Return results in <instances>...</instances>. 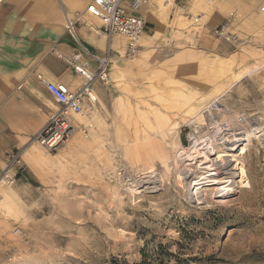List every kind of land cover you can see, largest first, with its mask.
I'll return each mask as SVG.
<instances>
[{
    "label": "rangeland",
    "instance_id": "374dc122",
    "mask_svg": "<svg viewBox=\"0 0 264 264\" xmlns=\"http://www.w3.org/2000/svg\"><path fill=\"white\" fill-rule=\"evenodd\" d=\"M177 1L188 19L134 87L56 151L36 144L31 186L0 187V264L136 263L160 244L169 264H264V0ZM239 131L234 190L194 189L202 152Z\"/></svg>",
    "mask_w": 264,
    "mask_h": 264
},
{
    "label": "crops",
    "instance_id": "0c3cea01",
    "mask_svg": "<svg viewBox=\"0 0 264 264\" xmlns=\"http://www.w3.org/2000/svg\"><path fill=\"white\" fill-rule=\"evenodd\" d=\"M174 1V2H172ZM191 3V0H188ZM92 0H2L0 2V157L7 151L25 148L23 167L13 186L37 180L35 165L43 152L30 139L48 122L58 108L46 90L47 82H63L78 90L84 77L74 65L86 63L93 71L99 63L87 50L99 57L110 52L108 84L97 80L93 88L101 110L107 109L123 89L134 87L141 79L143 66L158 49L162 35L168 36L185 23L190 6L177 0H152L141 10L146 30L136 56L126 57L127 38L108 40L99 21L85 13ZM173 3V4H172ZM82 12L80 15L77 13ZM66 13L73 20L74 32ZM161 29L159 37H153ZM138 75V77H136Z\"/></svg>",
    "mask_w": 264,
    "mask_h": 264
},
{
    "label": "built area",
    "instance_id": "2783aa9c",
    "mask_svg": "<svg viewBox=\"0 0 264 264\" xmlns=\"http://www.w3.org/2000/svg\"><path fill=\"white\" fill-rule=\"evenodd\" d=\"M152 0H92L86 10L101 22V29L108 40L114 36H123L128 39L129 46L126 57L136 56L140 51L139 42L146 30V19L141 10L150 5ZM264 11V6L262 7ZM228 25L215 33L220 37L232 41L237 35L228 30ZM69 29L74 32L70 24ZM92 58L99 63V70L93 71L86 63L74 65L76 72L81 74L85 81L78 90H72L63 82H47L46 90L52 95L59 108L51 114L48 122L31 139L30 144H39L48 152H54L68 142L79 130L84 133L89 129L78 120V116L91 114L99 104L98 95L93 88L94 82L100 80L109 83L111 65L110 52L99 57L87 50ZM25 148L7 151L0 157V187L13 186L23 167ZM1 197V196H0ZM20 230H15L19 234Z\"/></svg>",
    "mask_w": 264,
    "mask_h": 264
},
{
    "label": "bare ground",
    "instance_id": "6f19581e",
    "mask_svg": "<svg viewBox=\"0 0 264 264\" xmlns=\"http://www.w3.org/2000/svg\"><path fill=\"white\" fill-rule=\"evenodd\" d=\"M1 1L2 0H0V2ZM81 13L82 12H80L78 15H80ZM85 13H87L89 16L93 17L91 14H89L87 12V10H85ZM65 15H66L68 27L70 26V24L73 26V20L71 22L70 15L68 13H66ZM93 18L95 20H97V21H100L99 19H97L95 17H93ZM159 33H161V29L160 28L158 30H156L155 35L153 37L154 38H155V36L156 37H159ZM117 36H119V35H117ZM98 113L99 112H96L95 115L98 114ZM89 126L92 128V125H89ZM93 126H94V124H93ZM242 134H243V132L242 131L241 132L239 131V132H237V133H235L233 135V138H226L224 140V142H223V145H225V147H224L225 150L223 149V150L217 151V150H215V147H212V152L211 153H209V152H202L203 154H201L200 157L205 158V160L202 162V165L200 166V168L202 170L200 172V175H198L197 177H195V179L192 182V185H193V188L194 189L197 187V190H200V187H202L203 185L212 184V185H220L219 191L222 192V193H224V194L226 192H230V191H233L234 190L233 187H229V186H231L234 183V180H232V179H234L235 176H236V172L234 170H236L237 167H233V168L231 167V161L229 160V158L232 157V156H234V154H232L231 151H234V150L238 149V147H236V144L240 140L245 139V138L239 137V135H242ZM259 136H264V132H262ZM206 145H208V144H206ZM242 150H241L242 151L241 153H245L247 151L246 146L245 147L242 146ZM196 152H197V150H196ZM209 154H216L217 155V158L215 159V162L210 159ZM187 158H189V157H187ZM189 160H192V162H197V161H195V158L194 157L191 158V159H189ZM233 160L234 161H237V165L240 166L241 163L238 162V159H233ZM198 168H199V166H198ZM240 170H241V172H240L241 173V176H242V178H244V176L246 174V171H245V169L242 166H241ZM196 174L197 173H195V176H196ZM247 186L248 185H245L244 187H247Z\"/></svg>",
    "mask_w": 264,
    "mask_h": 264
},
{
    "label": "trees",
    "instance_id": "16d2710c",
    "mask_svg": "<svg viewBox=\"0 0 264 264\" xmlns=\"http://www.w3.org/2000/svg\"><path fill=\"white\" fill-rule=\"evenodd\" d=\"M172 257H174V254L160 244L152 252L144 248L140 262L130 263L126 259L113 257L109 264H169L172 261Z\"/></svg>",
    "mask_w": 264,
    "mask_h": 264
}]
</instances>
